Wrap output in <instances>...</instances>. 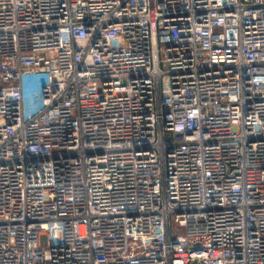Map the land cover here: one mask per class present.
I'll list each match as a JSON object with an SVG mask.
<instances>
[{
	"label": "built area",
	"instance_id": "1",
	"mask_svg": "<svg viewBox=\"0 0 264 264\" xmlns=\"http://www.w3.org/2000/svg\"><path fill=\"white\" fill-rule=\"evenodd\" d=\"M0 264H264V0H0Z\"/></svg>",
	"mask_w": 264,
	"mask_h": 264
}]
</instances>
